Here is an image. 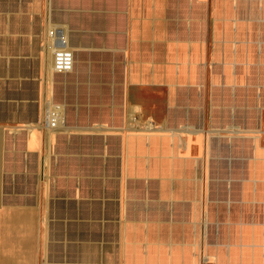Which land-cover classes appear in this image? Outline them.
I'll return each instance as SVG.
<instances>
[{"label": "crops", "instance_id": "0c3cea01", "mask_svg": "<svg viewBox=\"0 0 264 264\" xmlns=\"http://www.w3.org/2000/svg\"><path fill=\"white\" fill-rule=\"evenodd\" d=\"M1 219L23 264H264V0L0 2Z\"/></svg>", "mask_w": 264, "mask_h": 264}, {"label": "built area", "instance_id": "2783aa9c", "mask_svg": "<svg viewBox=\"0 0 264 264\" xmlns=\"http://www.w3.org/2000/svg\"><path fill=\"white\" fill-rule=\"evenodd\" d=\"M47 40L51 48V70L54 72H66L72 68L73 52L69 46L68 38L63 28L52 26L47 30ZM60 121V107L51 104L47 108L45 125L50 128L58 126ZM44 264H80V263H44Z\"/></svg>", "mask_w": 264, "mask_h": 264}, {"label": "rangeland", "instance_id": "374dc122", "mask_svg": "<svg viewBox=\"0 0 264 264\" xmlns=\"http://www.w3.org/2000/svg\"><path fill=\"white\" fill-rule=\"evenodd\" d=\"M0 2H19V0H0ZM254 67V65H253ZM251 70V78H257V72L254 68ZM211 71L205 66L204 69V94L208 95L210 87L208 80L211 78ZM205 189L207 185L205 184ZM206 213V212H205ZM206 220V216H205ZM208 221V220H207ZM45 263V262H44ZM41 260V255L38 256L35 264H44ZM0 264H23L20 258V247H19V232L10 228L9 224H6L4 220H0ZM207 264V263H204Z\"/></svg>", "mask_w": 264, "mask_h": 264}]
</instances>
